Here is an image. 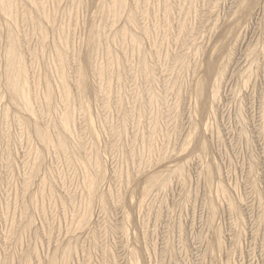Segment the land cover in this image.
Wrapping results in <instances>:
<instances>
[{
  "label": "rangeland",
  "instance_id": "rangeland-1",
  "mask_svg": "<svg viewBox=\"0 0 264 264\" xmlns=\"http://www.w3.org/2000/svg\"><path fill=\"white\" fill-rule=\"evenodd\" d=\"M123 2L0 0V264H264V0Z\"/></svg>",
  "mask_w": 264,
  "mask_h": 264
},
{
  "label": "bare ground",
  "instance_id": "bare-ground-1",
  "mask_svg": "<svg viewBox=\"0 0 264 264\" xmlns=\"http://www.w3.org/2000/svg\"><path fill=\"white\" fill-rule=\"evenodd\" d=\"M8 1H9V0H8ZM31 1H33V0H31ZM114 1H115V0H114ZM4 2H5V1H4ZM4 2H3V3H4ZM34 2H35V1H34ZM38 3H39V2H38ZM31 4H32V3H31ZM116 4H117L118 8H122V9H123V6L126 5V4H124L123 0H116ZM1 5H2V4H1ZM34 6H36V5H34ZM6 7H7V6H6ZM6 7H5V8H6ZM33 8H34V7H33ZM118 10H119V9H118ZM5 11H6V10H5ZM5 11H4V13H5ZM7 11H8V9H7ZM7 11H6V13H7ZM10 11H11V10H10ZM7 15H8V14H7ZM6 17H7V16H6ZM93 35H94V34H93ZM90 36H92V35H90ZM11 53H12V54H11V57H12V59H13V58L15 57V56H14V55H15V54H14V51H13V52L11 51ZM15 53H16V52H15ZM9 56H10V55H9ZM13 56H14V57H13ZM15 58H16V57H15ZM11 61H12V60H11ZM9 64H10V63H9ZM13 65H14V64H13ZM13 65H12V66H13ZM12 66H11V68H12ZM8 67H9V66H8ZM8 70H9V69H8ZM11 70H12V69H11ZM10 72H11V71H10ZM10 72H8V73H10ZM12 76H14V75H12ZM12 76H11V74L9 75V79H8L9 81H7V82H8L9 89L12 88L13 90H15V89H18V86H19V85H18L17 88H16V87H15V84L17 85V82H18L19 80L17 81V79L14 78L16 75H15L14 77H12ZM16 77H17V76H16ZM19 82H20V81H19ZM21 84H22V83H21ZM14 87H15V88H14ZM7 89H8V88H7ZM12 89H11V90H12ZM20 90H22V89H20ZM19 92H20V91H19ZM11 94H13V91H12ZM16 94L18 95V90H16V93H15V97H18ZM22 96H23V95H22ZM19 101H20V100H19ZM20 102H21V101H20ZM22 102H23V101H22ZM42 131H43V130H42ZM40 135H41L43 138H46V137H47V134H46L45 132H41ZM59 144H60V143H59ZM89 179H90V178H89ZM91 180H92V179H91ZM92 183H93V180H92Z\"/></svg>",
  "mask_w": 264,
  "mask_h": 264
}]
</instances>
